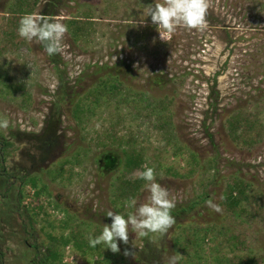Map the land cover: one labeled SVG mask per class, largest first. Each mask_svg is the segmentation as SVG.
Returning a JSON list of instances; mask_svg holds the SVG:
<instances>
[{"label": "rangeland", "instance_id": "rangeland-1", "mask_svg": "<svg viewBox=\"0 0 264 264\" xmlns=\"http://www.w3.org/2000/svg\"><path fill=\"white\" fill-rule=\"evenodd\" d=\"M14 1L0 0V80L23 90L12 95L0 82V117L9 120L0 129V264H36L49 236L57 239L55 264H167L174 252L179 264H237L249 255L264 264V137L248 147L227 132L242 110L264 127V0H211L204 30L180 26L171 35L145 12L163 0H41L34 13L67 25L79 18L89 31L75 38L68 29V47L53 56L21 37L3 48ZM98 87L105 93L90 99ZM162 99L165 129L150 110ZM78 105L94 114L77 122ZM130 148L142 167L128 177L154 168L175 200L176 224L163 237L129 228L118 253L93 248L87 237L111 224L108 211H134L118 190ZM229 179L247 184L239 208L257 212L251 221L226 212Z\"/></svg>", "mask_w": 264, "mask_h": 264}, {"label": "clouds", "instance_id": "clouds-1", "mask_svg": "<svg viewBox=\"0 0 264 264\" xmlns=\"http://www.w3.org/2000/svg\"><path fill=\"white\" fill-rule=\"evenodd\" d=\"M210 5L211 0H163L154 6L148 5L145 12L154 25L171 35L180 26L204 30L208 23ZM17 33L30 43L40 44L49 56L60 54L68 47L65 43L68 26L62 18L52 19L36 13H26L19 19ZM159 34L161 37L160 32ZM8 127V118L0 117V129L6 130ZM139 178L145 181L144 188L148 193L146 201L140 203L132 199L129 207L134 211L129 212L126 217L108 211L106 215L111 218V224H104L98 236L89 234L87 238L91 247L104 244L113 253H118L120 249L117 241L129 243V228L140 238L150 234L163 237L176 224L175 217L171 215L175 200L170 198L169 190L157 182L154 168L145 165ZM206 205L217 213L221 212L220 205L212 200L206 201ZM124 255H133V252L126 249ZM182 259L183 255L174 252L167 258V264H179Z\"/></svg>", "mask_w": 264, "mask_h": 264}, {"label": "trees", "instance_id": "trees-1", "mask_svg": "<svg viewBox=\"0 0 264 264\" xmlns=\"http://www.w3.org/2000/svg\"><path fill=\"white\" fill-rule=\"evenodd\" d=\"M41 0H15L13 9L7 13L4 29L1 32L3 36L2 45L5 50L12 49L13 45L16 44L17 38L19 35L17 33V27L19 19L26 13H34L37 9L38 5L40 4ZM79 18H73L70 20V24L67 25L68 29H70L71 34L75 38L82 37L83 35L88 34L87 26ZM153 27L155 25L151 23ZM153 27H149L150 29ZM5 87L9 91H12V95L20 90L21 94H23V90L20 87H14L8 83L6 77L2 78V81ZM106 84V83H105ZM104 84V85H105ZM118 86L111 85L110 89L114 90ZM104 90H100V87L93 89L87 93L88 97L92 100H97L102 94H104ZM109 94V93H108ZM109 97L110 95H106ZM98 101V100H97ZM167 105L169 102L165 99L159 100L158 102L152 103L150 106L151 112L157 109V113L159 114L160 118L162 119L160 128L165 129L169 127L168 115H167ZM146 108V106H145ZM86 110V111H85ZM74 116L77 122H82L88 116L94 114V111L85 107L84 105H78L74 108ZM82 115V116H81ZM255 115V116H254ZM256 114H252L247 110H242L237 112L236 114L232 115L227 121V132L231 139L235 142H240L248 147H255L259 144L264 137V127L256 117ZM261 124V125H260ZM8 143L6 142L5 145ZM123 159L120 161L123 162L124 167L126 169L124 180L118 184V190L123 195V198L126 202H130L132 199L136 197L138 190L141 187L142 180L139 178H129V174H133L135 171L139 170L142 167V159L138 152L130 148V150L125 149L123 151ZM247 189V184L243 180H234L229 179L228 183L226 184L223 206L227 213L232 214L236 217H243L249 221L256 217L257 212H249L245 208H239L240 203L245 198V193ZM38 195V193H37ZM76 235H73V239L75 244L81 245V240L76 238ZM49 239L53 242L49 246H47L45 253L42 256L36 257V264H55L59 256V252L56 249L55 243L57 239L53 236H49ZM236 239V238H235ZM63 244H66L68 241L64 240L63 238L60 239ZM237 264H259L253 255L246 256L245 259H238Z\"/></svg>", "mask_w": 264, "mask_h": 264}]
</instances>
